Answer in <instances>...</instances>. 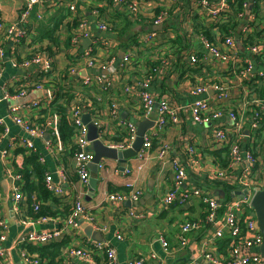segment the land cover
<instances>
[{"label": "built area", "instance_id": "1", "mask_svg": "<svg viewBox=\"0 0 264 264\" xmlns=\"http://www.w3.org/2000/svg\"><path fill=\"white\" fill-rule=\"evenodd\" d=\"M104 1L127 12L129 16H132L135 23L140 26V29L148 27L147 30H142L143 35L138 37L139 44L131 46L133 42H129L130 44L128 43L123 49L122 45L119 44L120 41L115 38L117 33L113 23L105 19L100 13L102 5L91 8L92 16L95 19L89 20L79 13L81 0H22L17 16L13 20L5 21L0 16V79L6 62H9L13 68L21 69L24 72L21 76H13L9 81L0 83V102H10L8 105L9 115L22 131L21 135L11 139L7 148H0V155L3 160L10 158V150L12 149L16 151L23 149L29 153H38L34 144L35 138L43 140L51 153L60 154L61 157L73 147L75 151L72 156V167L77 181L82 187L89 186V180L92 177L90 163L93 162L95 154L88 149L91 141L88 139V125L83 121L84 114L89 113L91 121L98 128V139L106 146L118 151L132 147L138 136V127L136 122L126 121L121 118V106L118 102L112 100L107 107L106 114L112 120L122 121L125 128L123 135L118 140H115L114 136L103 124L100 108H97L98 105L89 98L86 90H89L90 96H92L91 89L95 86H97L99 93L109 92L114 87L115 79L119 80L120 72L126 71L131 63L136 60L139 54L138 49L142 45L154 46L166 43L167 39L174 38L176 33L182 31L183 28L187 30L189 35L191 33L196 34L194 32L195 24L192 19L194 14L201 15L208 24L216 25L227 20V12L230 10L229 0H187L185 5H182L181 0ZM98 2L101 1L94 3ZM145 6H148V9L155 6V9L150 11L145 9ZM55 7L58 8L57 12L65 10L69 14L65 25L67 28L71 27V30L66 32V35H62V37H59L56 33L59 46L49 39H37L40 36L36 31L39 22L44 21L46 12H54L53 9ZM244 7L245 12L241 11L238 13L240 24L235 32L237 33L238 29H241L239 34L247 37L255 31V28L258 31L264 30L263 21H260L263 24L255 22L258 20L257 17H260L261 20L264 19V0H246ZM246 12L249 14L246 15ZM32 16H34L33 19ZM175 16H177L176 23L169 25V20ZM242 22L246 23L243 28H241ZM158 26H162L160 31L154 29V27ZM94 27L99 32V35L94 33ZM213 29L215 36H218V38L223 37V40L218 39V43H214L205 32L201 31L196 35L203 46L204 54L200 57L195 54L196 52L188 53L183 63L188 62L194 66L196 64L205 65L211 60H216L228 66L231 69V74L222 81L211 79L209 76L208 80H203L200 84L194 85L191 92L194 95H200L206 93L209 89H213L217 92V99L220 100V104L224 105V101L231 99L230 90L234 86H249V91L245 93L243 102L245 106L249 107L250 111L246 112L250 116V122L246 123V118L243 114L232 107L227 110L216 108L212 101L201 98H197L190 104V115L195 122L205 123L227 114L232 121V131L238 135L236 137H242L246 134V125L249 126L250 131L255 132L261 127V120L264 119V93L257 96L254 91L255 85L264 80V67H258L254 60L256 56H264V38L248 47L249 56H242L240 54V49L243 47L242 42L236 39V33H232V30H230L229 34L223 33L221 35L217 25ZM86 40L90 41L87 46L84 44ZM67 42H69V47L66 45ZM118 44L121 45L120 49L123 51L120 59L118 56ZM56 46L64 51H57ZM59 54H62L61 61L58 59ZM155 69L154 71H156ZM152 78V74L138 77L125 86L127 94L136 96L139 99L142 119L155 120V126L151 128L153 132L151 129L146 131L142 148L137 152L136 157L141 161L147 159L152 149L154 134L162 131L168 123H178L180 121L179 111L181 108L173 106L170 99H157L150 91ZM56 80L60 83L64 82L65 89L72 88L77 92L67 112L71 124L75 127L73 141L68 144L61 137L62 115L59 113L42 114V111L49 108L56 98ZM84 90L86 93L82 92ZM33 92L40 95L24 104H11V101L25 98ZM247 95L248 99L245 97ZM98 100H102V98L99 97ZM25 113L30 114L31 117L27 118ZM154 114H156L155 118L153 117ZM244 115L247 116L246 113ZM0 127L2 128L0 136L2 133L9 131L2 118H0ZM229 133L230 131L218 128L213 134L216 141L230 144V163L227 168L221 169L216 173L220 177L234 179L233 168L244 159L247 160L248 167L244 174L236 178L238 187L235 191L247 190L248 193L242 197L234 196L228 202H220L213 196L204 194L199 189L193 192L207 204V221L217 222L218 210L224 208L225 218L223 224L214 233V237L215 239L226 237L230 240L229 248L224 258L215 257L207 251L203 255L206 260L213 264H264L262 255L252 251L257 249L263 240L260 230L256 227V217L252 210L254 193L264 187V185H257L259 182L254 181L252 175L258 158L250 150L240 145L238 141L231 143ZM170 150L171 146L168 143L163 144L159 150L160 158L171 166L174 173L172 187L163 198V201L168 205L178 200V194H180V198L183 201L191 196L190 192H181V187L187 178V171L178 161L168 158L167 154ZM190 152H194L192 146H190ZM262 157L264 158V152ZM38 159L41 163L45 162L40 154ZM142 165L139 164L138 168L141 169ZM17 166L21 167L18 164ZM13 168L11 170L13 205L17 212H22L21 205L26 206V208L29 206L27 196L24 195L23 191L25 177L15 165ZM97 168L98 170L105 168L103 159L97 164ZM126 173H130V171L127 170ZM59 174L61 180L55 181L50 173H46L44 177L45 186L48 191L60 198L62 202L65 200L64 203H71L72 212L65 218V222L68 227L78 228L79 218L87 216L88 213L83 201L85 191L83 188L79 190L77 188L78 185L72 184V191L66 193L63 181H67L69 177L64 164L60 166ZM74 190L75 193H73ZM65 195L71 197L70 202L63 198ZM140 196L141 191L136 190L130 195L108 192L105 198L110 203L121 204L128 198L138 200ZM38 203L37 197L33 195L31 206L37 209ZM130 215L133 216L134 212L131 211ZM138 217L143 218L144 215L139 214ZM48 219V217H41L38 220L47 221ZM0 226L4 227V224L0 222ZM200 227L201 224L198 222H184L179 234L181 245L185 246L187 244V234ZM62 234V228L35 231L23 238L21 243L49 245L61 238ZM118 238H122V236L119 235ZM4 239L5 235L2 234L0 240ZM159 240L163 248L168 250V242L165 236L160 235ZM4 252V249L0 247V256ZM95 252H103L107 257V264H118L116 251L110 244L98 242L95 246L91 247L90 245L88 248L68 247L69 254L82 260L92 261ZM23 254L29 264H44L39 257L30 256L26 251ZM150 255L151 259L156 256L155 253ZM147 260H150V258L136 256L129 260L128 264H146ZM188 264H201V262L192 261Z\"/></svg>", "mask_w": 264, "mask_h": 264}, {"label": "crops", "instance_id": "2", "mask_svg": "<svg viewBox=\"0 0 264 264\" xmlns=\"http://www.w3.org/2000/svg\"><path fill=\"white\" fill-rule=\"evenodd\" d=\"M96 1L98 0H81L79 13L85 18L93 20L95 18L92 16L91 8L102 5L100 8L101 15L112 22L113 18L122 12V9L118 6L107 4L105 1L94 3ZM186 1L181 0L182 5H185ZM21 4L22 0H0V16L5 21L13 20L17 16ZM145 9H148V6H145ZM153 9H155V6L148 10L152 11ZM53 10L54 12H46L44 21L39 22L36 28L37 34L39 33L40 35V31H43V26L51 24L50 21L58 11V8L55 7ZM123 12L126 13L125 11ZM248 14L246 12V15ZM176 20L177 16L171 18L168 24L174 25ZM136 25L135 31H140L138 37L143 35L144 30L148 29V27L140 29V26ZM245 25L246 23L242 22L241 28ZM161 29H158V31ZM182 31L184 33L183 40L189 42L191 49H197L201 46L196 34L191 33L189 35L185 28ZM240 31L241 29H238L235 34L236 39L237 34L240 36ZM66 32H68V28L64 24L57 34L59 37H62V35H66ZM94 33L99 35L95 27ZM115 38L118 37L115 36ZM119 44L118 56L120 59L123 51H121V45ZM136 45L134 42L131 46ZM55 48L59 52L64 51L57 46ZM173 50L177 49H171L164 43L150 47L142 45L138 49L139 54L136 60L131 63L126 71L120 72L119 80L115 79L114 87L109 92L99 93L97 86L92 87V96L89 95V98L98 105L97 108H100L103 124L114 136L115 140H118L123 135L125 128L122 121L117 119L112 120L106 114L107 107L112 100L118 102L121 106V118L123 120L134 121L136 124L144 120L141 117L142 109L139 99L125 92V86L130 84L135 78L152 74L150 91L153 95L157 99H170L173 106L181 108L179 111L180 121L178 123L170 122L162 131L154 134L153 147L146 160L141 161L135 156L127 159L126 163H120L117 160L103 158L105 168L98 170V184L94 194L91 195L89 193V186L82 187L78 183L72 167V157H69L67 154L64 157H61L60 154H53L47 149L43 140L39 138L34 139L37 152L45 160L42 164L46 167V173H50L55 181H60L59 169L64 164L69 177L67 181H63L66 193L72 191V184L78 185L77 188L79 190L83 188L85 191L83 201L88 213L87 216L79 218L78 228L68 227L65 218L62 216L49 218L47 221L29 219L27 218V212L30 205L28 208L21 205L22 212H17L13 205L11 170L17 164L22 167L25 162V156L30 153L12 149L10 150V158L8 157V160H3L0 155V222L4 224V227L0 226V236L2 234L5 235V239L0 240V247L5 251L0 256V264H29L23 254L26 246V243H21L23 238L31 232L61 228L63 229L62 237L56 242L67 239L68 243L61 248V254L58 257L60 264H107V257L103 252H95L92 261L82 260L68 253V247L88 248L90 245L91 247L95 246L98 241L114 247L118 264H128V261L136 256L150 258L146 264H188L192 261H200L201 264H213L205 259L203 255L205 251L215 257L224 258L227 251L223 253L220 247L227 238L215 239L214 233L223 224L225 210L224 208L218 210L216 216L217 222L212 223L207 221V204L193 192L199 189L204 194L213 196L220 202L232 200L235 189L232 190L231 195L228 197L222 188L221 182L235 186L236 178L244 174L248 167V162L244 159L233 168L234 179L218 176L216 172L224 169V167L211 152L224 149L227 143L216 141L213 134L218 128L230 131L229 138L231 143L238 141L246 149L244 144L246 141L245 137L250 136L254 131H250L249 126L246 125L245 136L236 137L238 135L232 131V121L227 114L215 120L197 123L190 115L189 106L197 98L208 99L212 101L216 108L227 110L232 107L238 110L246 118V123H249L250 116L246 112L249 110V107L245 106L243 102L245 93L249 91V86H234L230 90L231 99L224 101V105L220 104V100L217 99V92L213 89H209L206 93L200 95H194L191 92L194 85L200 84L203 80H208L209 76L211 79L225 80L231 74V69L219 61L211 60L209 63L203 65V67L200 66L201 68L193 70L192 75L187 73L183 77H180L182 73L176 69L175 63L178 61L179 64H182L183 61L179 57L176 59V55L180 53L174 54ZM186 51H182V53L185 54ZM195 51L191 50V52ZM61 56L62 54H59L58 59L60 61L62 60ZM168 58H170V62H166ZM149 60L152 62L160 61L152 66L147 62ZM23 74L24 72L21 69L13 68L9 62H6L0 83H5L13 76H21ZM255 93L257 96L260 95L257 91ZM39 95V93L33 92L25 98L11 101V104H24L37 98ZM99 97L102 100H98ZM245 97L248 99V95ZM9 103L7 101L0 102V118L4 120L5 126L9 128L7 133H2L0 136L1 149L7 148L13 137L22 134L21 128L13 122L9 115ZM245 113L247 116L244 115ZM25 114L27 118L31 117L30 114ZM155 115L153 116L154 118L156 117ZM151 131L153 132V129ZM166 143L171 146V150L167 154L168 158L178 161L187 171V178L181 187V192L186 191L191 193V196L185 201L178 194V200L171 205L166 204L163 198L172 187L174 173L171 166L159 156L161 146ZM190 146L194 148L193 153L190 152ZM257 158L258 161L253 168L254 173L252 175L254 181L259 182L257 185H264V158L262 156H257ZM139 164H143L141 169L138 168ZM127 170L130 173H126ZM31 179V181H34L35 177L32 176ZM25 183L26 181L23 182V188ZM110 187L118 189L114 193H126L128 195L133 191L140 190L141 196L138 200L128 198L121 204L110 203L105 198ZM23 191L24 195L28 196V192L25 189ZM73 193H75V190ZM32 194L37 195V193ZM67 195L72 196L71 194ZM63 198L70 202L71 197L65 195ZM63 201L65 202V200ZM59 202H62L60 198ZM46 204L53 206L54 202L50 199L46 201ZM131 211L134 212L133 216L130 215ZM139 214H143L144 217H138ZM187 221L198 222L201 224V227L187 234V244L182 246L179 241V234L182 224ZM119 235L122 238H118ZM160 235L165 236L168 242V250L163 248L159 240ZM252 251L259 253L257 249ZM151 253L156 254L154 259H151ZM44 264L47 263L45 262Z\"/></svg>", "mask_w": 264, "mask_h": 264}, {"label": "trees", "instance_id": "3", "mask_svg": "<svg viewBox=\"0 0 264 264\" xmlns=\"http://www.w3.org/2000/svg\"><path fill=\"white\" fill-rule=\"evenodd\" d=\"M98 1H104V0H98ZM110 1V0H106ZM244 2L246 0H229V7L230 10L227 12V20L222 21L219 24H216L219 28V31L221 35L223 33L229 34L230 30H232V33H236L235 31L238 28V25L240 24V20L238 18V13L241 11L245 12ZM69 14L65 10H60V12H57L53 18L51 19V24H47L46 26H43V31H40V37L37 39L42 40L43 38L49 39L50 41L58 44V38L56 37L57 31L65 24V21L67 20ZM34 16H32L33 19ZM119 19V20H115ZM193 23L195 24L194 32L196 34H199L201 31L205 32L208 37L211 39L212 42L218 43L219 40H223V37L218 38V36H215L214 27L216 25L208 24L205 19L199 15L194 14L193 17ZM258 20H256V23L263 24L260 21L264 22V19L261 20L260 17H257ZM112 23L115 27L116 33H117V40L120 41V44L122 45V48L129 43V42H135L136 44H139L138 41V30L135 31V27L137 26L135 21L132 19V16H129V14L123 11L118 14V16L114 17L112 20ZM39 25V24H38ZM52 25V26H51ZM264 25V24H263ZM71 30V27H68V31ZM264 30L258 31L257 28H255V31L252 32L249 36L244 37L240 34L237 35V39L242 42L243 48L240 49V54L242 56H249L248 47L254 43H257L259 40H263ZM183 31H180L176 33V36L174 38L167 39V42L164 43L167 47L177 50H173L174 54L180 53L179 55H176V59L179 57L184 60V58L188 55V53L191 52V50H196L195 54L199 55L200 57L204 54L203 46L198 47L197 49H191L189 42H186L183 40ZM67 47H69V42L66 43ZM163 46V45H162ZM150 47V46H149ZM185 54L182 53V51H185ZM181 51V52H180ZM168 55V54H167ZM165 55V56H167ZM170 58L166 60L169 61ZM256 65L258 67H264V56H256L254 57ZM160 61V60H158ZM158 61H147L152 66H154ZM170 62V61H169ZM203 67V64H196L194 66L190 65L188 62H184L182 64H179L178 61L175 63V67L177 70L181 71L180 77H183L185 74L189 73L192 75L193 70H197ZM55 88H56V98L55 100L50 104L49 108L44 109L42 111V114L49 115L52 113H59L62 115L61 120V126H60V132L62 140L65 143H71L73 141V137L75 134V127L71 124L67 112L74 101L77 92L73 90L72 88L65 89L64 82L60 83L57 80L55 81ZM255 91L258 92V94L264 93V80L262 82L257 83L255 85ZM83 93H88L89 90L82 91ZM2 132V128L0 127V134ZM122 136V135H121ZM120 136V137H121ZM119 137V138H120ZM118 139V138H116ZM245 146L246 149L250 150L256 157L262 156L264 152V119L261 120V127L258 128L253 134H250V136L245 137ZM230 144H227V146L222 150H215L211 152L213 155H215L219 161L220 164L227 168L230 163ZM69 147V146H68ZM153 147V146H152ZM23 150V149H20ZM24 151V150H23ZM75 148H70L69 152H65L62 157H64L65 154H67L69 157H72L74 155ZM38 153H30L29 155L25 156V162L22 165V167H16L18 170L24 175L26 183L24 184V188L28 192L27 200L29 206L27 218L29 219H40L41 217H58L62 216L64 218H67L69 214L72 212V205L71 203H64L59 202V198L54 196L45 186L44 177L46 174V167L44 164H42L39 159ZM34 176V181H31V177ZM77 178V177H76ZM222 188L226 195L229 197L231 195V192L233 189H236L238 186L237 184L231 185L226 182H221ZM114 187L109 188V192H115ZM37 193L36 197L39 201L38 208L34 209L32 204V198L33 194ZM227 197V198H228ZM53 200L54 205H48L46 204L47 200ZM46 200V201H45ZM253 210V209H252ZM254 211V210H253ZM68 243L67 239L62 240L61 242H53L49 245H36L33 243H28L25 246V251L30 256L33 257H39L44 263L47 264H60L59 263V255L61 254V248L63 246H66ZM230 244L229 238L225 239L220 247V250H222L223 253H226L228 251Z\"/></svg>", "mask_w": 264, "mask_h": 264}, {"label": "water", "instance_id": "4", "mask_svg": "<svg viewBox=\"0 0 264 264\" xmlns=\"http://www.w3.org/2000/svg\"><path fill=\"white\" fill-rule=\"evenodd\" d=\"M162 28V26L154 27V29L158 30ZM85 46L90 44L89 40L84 42ZM156 116V115H155ZM83 121L88 125L89 133L88 139L91 141L89 146V150L94 152L95 158L93 162L90 163V169L93 173V176L89 180V193L92 195L96 192L97 184H98V168L97 164L103 159L108 158L112 160H117L120 163H126L127 159L133 158L137 155V152L142 148L144 142V134L149 129L155 126V120L153 119H144L143 121H139L137 123L138 131L137 138L133 143L131 148L126 150L118 151L117 149H112L106 146L100 139H98V128L91 121V116L89 113L84 114ZM248 191L236 190L234 192V196L242 197L247 194ZM252 208L256 217V227L260 230L263 240L261 245L257 248L258 252L262 255L264 260V187L258 189L252 198ZM100 242V241H98ZM208 264V263H207Z\"/></svg>", "mask_w": 264, "mask_h": 264}]
</instances>
